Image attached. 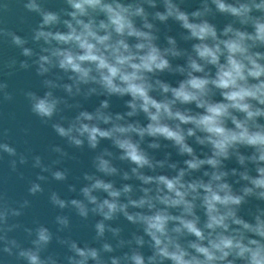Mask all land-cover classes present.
<instances>
[{"label":"clouds","instance_id":"9594fccd","mask_svg":"<svg viewBox=\"0 0 264 264\" xmlns=\"http://www.w3.org/2000/svg\"><path fill=\"white\" fill-rule=\"evenodd\" d=\"M13 3L35 22H0L18 51L0 104L4 76L34 73L27 110L63 144L21 150L0 127L26 181L18 199L0 188V264H264V0ZM68 149L89 154L78 175ZM42 195L54 216L24 224Z\"/></svg>","mask_w":264,"mask_h":264},{"label":"water","instance_id":"95a60500","mask_svg":"<svg viewBox=\"0 0 264 264\" xmlns=\"http://www.w3.org/2000/svg\"><path fill=\"white\" fill-rule=\"evenodd\" d=\"M7 4L8 8L3 9L2 5ZM18 7L13 3V0H0V22L6 21L7 26L16 29L20 32H26L31 24H34L35 18L30 17L25 23L21 24L17 20ZM18 51L8 44L0 43V58L7 59L8 57L17 56ZM9 84V90L13 91L14 99L11 102H5L0 104V127H8L10 129V137L16 143L18 149H23L26 145L25 140L28 141V145L33 148L34 151L46 154V148L49 143H60L63 141L55 136V133L50 127L41 125L39 121L33 117L27 110L26 102L21 93L23 88H32L33 90H39V78L30 71H18L12 76H4ZM119 101H114V106H118ZM89 108L93 106L92 103L87 105ZM117 110L118 107H117ZM10 114H14L15 119L10 117ZM22 127H28L30 133L25 136L20 131ZM70 152H75L79 158L77 161H68V166L72 169L74 175H78L82 168H86L89 164V154L87 151L79 152L74 149H68ZM25 177L31 175V170L27 167L24 168ZM26 181L21 180L14 174H9L7 165V157L3 161H0V188H4L7 191L9 197L18 199L25 195ZM51 187L63 193L64 186L55 181L51 182ZM72 195H75L74 193ZM55 210L47 203L45 195L39 196L33 199L31 208L25 211V215L20 218L24 224H30L33 218H39L42 221H50L54 216ZM76 225L75 231L78 235L86 238L87 231L80 225L79 221L74 220ZM18 237H22V233L17 234Z\"/></svg>","mask_w":264,"mask_h":264}]
</instances>
